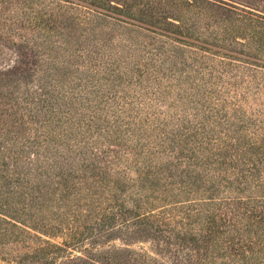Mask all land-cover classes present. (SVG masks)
Returning a JSON list of instances; mask_svg holds the SVG:
<instances>
[{
  "label": "trees",
  "instance_id": "1",
  "mask_svg": "<svg viewBox=\"0 0 264 264\" xmlns=\"http://www.w3.org/2000/svg\"><path fill=\"white\" fill-rule=\"evenodd\" d=\"M59 1L75 3L87 10L86 18L93 23L89 28L94 38L97 37L96 24L111 25L112 31H125L127 30L125 25H130L118 19L110 9H101L94 1H89L87 5L86 1L82 0ZM147 1L153 3L152 0ZM160 1L157 0L155 3ZM126 2L127 0H123L122 5H125L119 6L120 8H113L115 5L113 3H109V7L128 11L129 6ZM192 4V0L179 1L178 7L184 10V15L180 17L181 22L165 23L181 27L182 31L178 32L181 39H176L167 31L153 29L147 31L162 38L177 40L181 46L199 51L203 54L197 60L201 66H206L205 61L208 60L204 54H209L210 58L215 56L209 51L227 56L226 59H222L224 63L219 65L228 66L227 73L235 71L231 86L236 89L238 72L235 70V61L228 57L236 58L237 55L216 48V43L222 46L235 43L231 18L223 14L225 9L219 8L220 2L216 5L201 1L200 7ZM198 8L201 13L195 15L193 10ZM152 18L157 23L161 19L155 15ZM214 26L218 28L213 29ZM142 30L146 31L145 28ZM98 31L103 32L102 29ZM136 33L143 35L140 31ZM205 36L210 39V43L199 41ZM142 37L165 45V42L147 35ZM193 39L195 41H191ZM87 41L86 46L90 45V40ZM101 43L106 45L105 48L91 49L88 55L92 57L101 54L109 62H104L105 68L96 78L95 84L100 87L98 90L100 92L89 109L77 112L74 107L78 104L74 105L72 100L66 99L63 110L60 107L54 110L51 104L45 105L50 110L38 116L43 106L40 102L30 100L28 103L30 118L34 121L29 123L35 124L36 127L32 128V135L29 133L24 137L28 140L26 143L31 144L26 151V160H22L21 155L15 151L7 150L3 144L0 145V211L11 213L15 218H22V222H30L33 226L37 225L46 230L64 229L68 232L66 236L69 237L62 245L45 242L34 248L41 254L32 255V259L39 260L40 264H162V261L156 259L147 249H144L145 252L132 254L122 246L108 249L101 255H94L93 242L91 246L86 245L82 248L87 255L63 254L67 253L64 248L77 246L80 243L77 237L87 235L89 231H92L90 238L96 234L102 238L107 237L114 228L111 224L115 220H120L119 226L122 227L124 236L130 237L133 234L153 231L156 234L155 240L164 243L171 260L170 264H261V257L264 255V226L258 227L260 231L258 234L250 231V228L255 223L254 218L264 222V201H256L253 198L255 193H264V122L247 117L245 112L239 109V104L247 100L245 95L236 93L230 102L216 99L218 106L212 107L209 103L210 106L205 107L207 97L212 94L204 88L192 90L189 87V78L183 77L182 70L179 73L178 65L183 67L188 65L185 57H178L170 50L171 57L167 56L164 62L168 68L160 72L165 78L160 79L155 74L144 75L140 72L139 62L135 61L131 54V49L133 51L135 47L130 48L131 45L123 44L121 50L115 51L112 40L103 39ZM222 46L220 49H223ZM136 49L140 53H149L145 49ZM153 50L157 52V48ZM256 51L260 53L261 49L256 48ZM55 59L52 57L49 61L51 64L45 59L48 62L47 69H50ZM241 61L244 62L238 63L242 64L243 68L238 75L243 79L249 78L246 90L257 89L260 84L256 78L257 73L253 70L264 69V62L246 57H242ZM121 67L124 70L118 72V68ZM177 71L179 75H176ZM162 79L167 81L166 85ZM219 80L221 81V78ZM172 87L176 88L174 101L179 105L180 113L166 115V119H163L152 103L158 105L166 103L167 97L173 95H168L172 93L170 91ZM138 92L140 95L135 97L137 104L139 99H147L150 96L146 109L151 116L134 115V112L139 114L133 103V97ZM227 93L229 94L228 91ZM17 98L22 97H15ZM23 101L26 99L23 98ZM121 103L122 109H117L116 106ZM105 115L113 122L110 123ZM123 117H126V120H123ZM82 124L85 125L82 127ZM122 128L133 132L137 140L150 135L154 136V139L145 145L137 140L131 142L133 145L125 143L131 152L122 150L120 157V153L111 151L110 148L113 146L110 143L113 137L120 139ZM74 129L84 131L82 133L80 131V139H87L76 148L69 140ZM258 131L260 135L258 133L256 135ZM258 140L263 142L259 144ZM93 145H102L103 148L97 152L98 147ZM137 147L139 151L135 150ZM3 152L8 156L5 157L7 154H2ZM110 153L114 155L111 156ZM130 154L131 159H128L127 156ZM5 158H11V164L6 163ZM101 163L103 167L99 165ZM121 163L124 164V170L119 171L116 166ZM126 171H133L135 179H130ZM165 180H171L169 184L166 182V185L173 186L177 183L181 186L182 189L178 190L180 193L189 194L201 190L203 193L219 195L222 190L228 192V196L218 200V204L215 200L214 204L210 203L209 207L213 205V210L209 214H207L209 209L203 211L199 207L198 212L203 211V214L197 215L198 221L195 222L201 221L207 239L200 240L190 227L191 224L185 222L189 219L188 215L184 218L185 221L181 222L176 218L174 220V216L168 211L156 213L155 210H149L154 196L142 192L152 190ZM128 187H131L132 192L125 200L121 194L124 193L123 188ZM103 192L110 194L99 197ZM95 198L109 201L112 205L109 207L111 211L98 213L100 202L94 201ZM82 200L90 202L89 205H84L88 209H82ZM129 203L131 207L128 206ZM81 211L82 213H79ZM102 211L106 212L104 209ZM95 215L97 217L92 221V226L81 225L82 221H87ZM7 219L11 218L0 213V233L8 232L18 238L17 230L21 233L23 229H19L17 225L24 224L12 219L11 223ZM169 219L173 225H178V229L168 225ZM250 221L252 222L249 223ZM72 223L75 224L73 227ZM221 227L223 230H220ZM216 233L222 236L215 237ZM229 233L234 237L229 238ZM34 239L40 238L34 236ZM0 244H3L1 240ZM173 245L181 248L177 246L172 248ZM210 245H214V251L209 249ZM156 248L162 250L160 243H156ZM215 252L218 254L217 257L214 255ZM153 257L156 260L152 259ZM59 258L62 260L56 263Z\"/></svg>",
  "mask_w": 264,
  "mask_h": 264
},
{
  "label": "rangeland",
  "instance_id": "2",
  "mask_svg": "<svg viewBox=\"0 0 264 264\" xmlns=\"http://www.w3.org/2000/svg\"><path fill=\"white\" fill-rule=\"evenodd\" d=\"M82 1H86V5L90 3L89 1H94L101 9H110L111 13L116 15L118 19L130 23V25H125L127 27L125 31H112V29H110V27H112L111 25L96 24L97 30L95 28V31H97V37L94 38L92 36L93 32L89 28L91 25L93 26V23L86 18V9L79 7L75 3H64L59 0H0V145L3 144L7 150L11 149L13 152L15 151V153L20 154L22 160L26 158V151L31 147V144L26 143L28 140L24 137H27L29 133L32 135V128L36 127L35 124L29 123L30 121H34L30 118L31 114L28 104L30 100L40 102L43 106V110L37 114L38 116H42L46 111L48 112L50 110V108H47L45 105L49 106L51 104L54 110L59 109V107L63 110V103L66 99L72 100L74 105L78 104L74 107L77 112H84L85 108H88L94 103L95 97L100 92L98 91L100 87L95 84V81L99 72L105 68L104 62L106 60L101 54L90 57L88 53L91 49H98L106 46L101 43L103 39L112 40L115 51L121 50L123 44L127 46L131 45L130 48L135 47V50L132 51L131 49V54L135 61L138 60V65L140 64L138 69L140 72L144 73V75L146 73L150 75L155 74L160 79L162 77L165 78L160 72L168 68L167 63L164 62L167 56L171 57L172 53H170V50H172L178 57H185L187 59L185 60L188 61L187 67L178 65V70L179 73L180 70H182L181 74L184 73L183 77L189 78V87L194 91L204 88L212 94V96L207 97V102L204 104L205 107L210 105H212V107L218 106L216 99H225L230 102L232 97H235L236 93L245 95L247 100L239 104V109H242L247 117L264 122V69L255 68L253 70L257 73L256 78L258 79V84H260V87L257 89L252 88L251 90H246L249 78L243 79L238 75L241 68H243V65L238 63L244 62L241 61L242 57L264 62V25H260L264 24V0H212L213 2L210 0H192V6L197 7L201 6V1L216 5L220 2L219 8L225 9L223 14L231 18V23L234 26L233 37L235 43L233 42L226 46L216 43V48L237 55L236 58L228 57L235 61V70L238 72L236 75V89L231 86L234 79L232 76L235 75V71L233 70L227 73L229 69L228 66L219 65L220 63H224L222 59H226L225 57L227 56L209 51L210 53H214L215 56L210 58L209 54H204V57L208 60L205 61L206 66H201L197 60L200 56H203V54L199 51L185 48L183 45L181 46L177 40L162 38L159 35H153L147 31L151 29L155 31H167L173 34L176 39H181L178 32H180V30L182 31V28L166 24H176L178 21L181 22L180 17L184 15V10L178 7L180 6L178 4L179 1L187 2V0H161L157 3H155L157 0H152V4L147 0H127L126 5L129 6L128 11H121L120 9L114 10L109 7V3L115 4L112 6L113 8L123 6L125 5H122L123 0H102L100 2L98 0ZM81 3L83 4V2ZM193 12L197 15V13H201V10L198 8L194 9ZM154 15L156 17H161L159 23L152 18ZM142 28H145L146 31L142 30ZM217 28V26L213 27V29ZM100 29L103 30L102 33L98 31ZM137 31H140L145 36L147 35L159 41H163L165 45L157 41L154 42V40H150L149 38H143V35L136 33ZM87 40H90V45L88 46H86V43L88 44ZM191 41H195V39ZM199 41H207L210 43V39L206 36L201 37ZM143 45H145V48H143ZM190 46L195 47L193 44H190ZM221 46L223 49H220ZM136 48L145 49L149 53H140ZM155 48H157V52L153 50ZM256 48H260L261 52L258 53ZM125 52H127V50H125ZM52 57L56 58L55 62L52 66L50 65V69H47V64L52 60ZM45 59H47L48 62L45 61ZM106 62H109V60ZM225 63L228 64V62ZM49 64H51V62H49ZM175 64L177 65V62H175ZM129 66L133 67L132 65ZM258 66L261 65L258 64ZM123 70L124 69L121 67L118 68L117 71ZM179 73L177 71L176 75H179ZM219 78H221V81ZM163 81V84L166 85L167 81ZM95 85L96 88L94 89ZM185 87L186 89L188 88L187 85ZM170 91H172V93L168 95H173L169 98L167 97L168 100L166 103L158 105L154 104L155 102H150L156 107L157 111L160 113V117H163V119H166V115L180 113L178 109L179 105L174 101L176 88L172 87ZM138 95H140L139 92L133 97V103H135V110L139 114L133 111L134 115L146 116V114H148L151 116L152 114L146 109V103L150 96L147 99H139L137 104L135 97ZM15 97L22 98L15 99ZM23 98L26 99V101H23ZM41 101H45L46 103L43 104ZM168 103H170L172 107H168L170 106ZM122 105L121 103L117 105L116 108L122 109ZM189 113H191V111H189ZM73 115L75 116V114ZM125 115L122 114V116ZM105 116L110 123L113 122L107 115ZM123 120H126V117H123ZM84 125L85 124H82V127ZM151 125L154 126L153 123ZM80 131L81 129H74L72 131L73 135H70L69 138L71 145L75 148L82 142L87 141V139H80V134L84 132L81 131L80 133ZM120 133V139H116V137L112 138L110 144L113 147L110 149L111 151L120 153L119 156L121 157L122 150H127L125 151L127 153L131 152V149L125 146V143L126 145H129V143L131 144V142L133 143V141L137 140V136L133 134V132H128L126 128H122ZM257 133L260 135L259 131L256 132V135ZM94 136L95 135H93V137ZM153 139L154 136L150 135L149 137L138 138L137 141H141L140 143L145 145L146 142ZM262 142L259 140L257 141L259 144ZM94 147H98L97 152L103 148L102 145ZM135 150L139 151V148L137 147ZM2 154L7 153L3 152ZM110 155L113 156L114 153H110ZM7 156L8 154L5 155V157ZM131 156L130 154L127 158L131 159ZM33 160H35V158ZM5 162L11 164L12 159L5 158ZM99 165L103 167L102 163ZM116 167L119 171L124 170L123 163ZM126 174L130 179H135L133 171H126ZM166 182L169 184L171 180H165L164 183L161 181L159 185H156L152 190L142 192L145 195L154 196V199L151 200L152 206H150L151 208L149 210H155L156 213L168 211L171 213L170 215L174 216V220L176 218L181 222H184V218L188 215L189 219H186L185 222L191 224L190 227L195 234L200 237V240L204 241L207 239L208 237L204 236L205 227L203 229L201 221L195 222L198 221L196 216L201 213L203 214V211H206V209H209L207 212V214H209V212L213 210V205L209 207L210 203L214 204L215 200V203L218 204V200L228 196V192L222 190L219 195L203 193L201 190L193 191L189 194L185 192L180 193L178 190L182 189L181 186L177 183L173 186L166 185ZM72 186L71 184L70 187ZM76 186H78V184H76ZM78 188L81 187L78 186ZM123 189L124 193L120 194L123 199L126 200L131 194L132 189L131 187ZM109 194V192H103L102 194L100 193L99 197ZM240 196L246 197V195ZM253 196L256 201H264V193H255ZM209 199L212 201H209ZM94 201L100 202V204H98L100 206L98 213L101 214L111 211L109 207L112 205L109 201L98 200V198L97 200L95 198ZM89 204L90 202L88 200H82V209H88L84 205ZM128 206L131 207V204L129 203ZM199 207L203 209L202 212H198ZM102 209L106 210V212L102 211ZM0 213L5 214L16 222H22V218H15L11 213L6 214L1 211ZM79 213H82V211ZM257 215L260 216V213L257 212ZM95 217H97V215L87 221H82L81 225L92 226V221ZM11 219H7L8 222H11ZM252 219L253 217L251 220ZM253 221L256 224L253 223L250 231L258 234L260 233L258 227L264 226V222L257 218H254ZM251 222L252 221L249 223ZM22 223L24 224L23 226L17 225L19 229H23L21 233L17 230L18 238L10 235L8 232L0 233V240L1 243H3L0 244V264H40L41 262L39 260L35 258L32 259V255L41 254L34 248L45 242L48 244L62 245L63 242L67 240V237H69L66 236L68 232L64 229L46 230L37 225L33 226L32 223L27 221ZM119 223L120 220H115L114 223L111 224L114 228L109 232L107 237L102 238L96 234V236L90 238L92 231H89V234L86 232L87 235L78 236L77 238L80 243L77 246H68L69 248H64L67 253L64 252L63 254L66 256L87 255V252H83L82 248L86 245L91 246L93 242V246L95 247V250H93L94 255H101V253L108 249L122 248V246H124V248L132 254L140 251L145 252L144 249H147L154 254L156 259L162 261V264L171 263L164 243L155 240L156 234L153 231H146L137 235L133 234L130 237L129 235L124 236L122 227L119 226ZM167 223L168 225H173L171 219H169ZM74 225L75 224L72 223V227ZM173 226L178 229V225ZM199 229H202V231ZM220 230H223V227H221ZM34 236L39 237L41 240L34 239ZM164 236H166V233ZM217 236H222V234L216 233L215 237ZM232 236L234 237V235L229 233V238H233ZM156 243H160L162 247L161 251L156 248ZM176 246L179 247V249L181 248L178 245ZM176 246L173 245L171 247L175 248ZM209 249L214 251V245H210ZM186 251L190 252V250ZM214 255L217 257V252H215ZM155 258L153 257L152 259L156 260ZM261 258V264H264V255ZM61 260L62 258H59L56 263Z\"/></svg>",
  "mask_w": 264,
  "mask_h": 264
}]
</instances>
